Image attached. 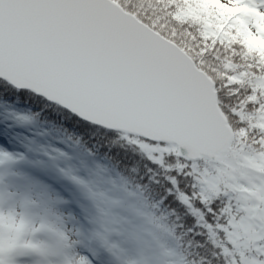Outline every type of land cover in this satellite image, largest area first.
Instances as JSON below:
<instances>
[{"label":"snow or ice","instance_id":"6c2138e0","mask_svg":"<svg viewBox=\"0 0 264 264\" xmlns=\"http://www.w3.org/2000/svg\"><path fill=\"white\" fill-rule=\"evenodd\" d=\"M0 264H264V0H0Z\"/></svg>","mask_w":264,"mask_h":264}]
</instances>
